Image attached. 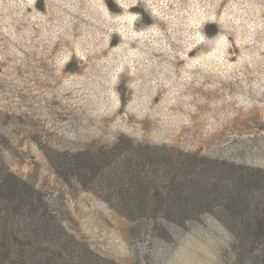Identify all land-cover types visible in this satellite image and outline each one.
I'll return each instance as SVG.
<instances>
[{
  "label": "rangeland",
  "instance_id": "1",
  "mask_svg": "<svg viewBox=\"0 0 264 264\" xmlns=\"http://www.w3.org/2000/svg\"><path fill=\"white\" fill-rule=\"evenodd\" d=\"M123 144L165 153L88 163ZM0 160L64 264H264L234 220L264 227V0H0ZM242 175L231 212L214 184Z\"/></svg>",
  "mask_w": 264,
  "mask_h": 264
},
{
  "label": "trees",
  "instance_id": "2",
  "mask_svg": "<svg viewBox=\"0 0 264 264\" xmlns=\"http://www.w3.org/2000/svg\"><path fill=\"white\" fill-rule=\"evenodd\" d=\"M163 153L165 152L149 147L134 150L130 144H123L117 145L113 150L91 152L87 159L90 165L100 169L118 159H160ZM134 167L138 168V164ZM258 178L242 175L240 178L219 179L214 185L219 197L234 212L240 211L244 204L249 205L251 193L260 185L261 178ZM141 180H144L143 176ZM177 190L182 196L192 195L185 189ZM159 191L157 187L156 194ZM48 205L41 191L7 168L4 161L0 160V264H64L68 257L64 256L61 245L55 250H43L46 244L42 236L57 235L59 230L65 231L66 228L53 215ZM234 220L237 221L235 226L244 235V253L246 254V246L251 245L247 252L253 258L256 244L263 233V222L250 221L249 215L244 213H236ZM89 261L91 264H104L101 258H90Z\"/></svg>",
  "mask_w": 264,
  "mask_h": 264
}]
</instances>
